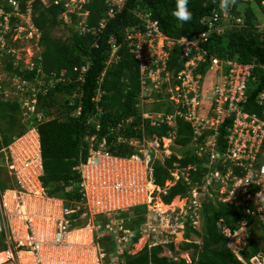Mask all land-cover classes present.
<instances>
[{
    "label": "built area",
    "instance_id": "obj_1",
    "mask_svg": "<svg viewBox=\"0 0 264 264\" xmlns=\"http://www.w3.org/2000/svg\"><path fill=\"white\" fill-rule=\"evenodd\" d=\"M89 1L91 0H53V4L62 5L63 13L59 20L69 31L79 35L91 32L97 36V28H90L86 23L88 12H85L82 18L78 17L77 21L70 19V15H80V11ZM103 1L107 13L98 25L100 29L123 9L126 0ZM31 2L21 7L19 0H6L5 4L0 6V65L5 56H11L15 62L8 64L18 68V62L22 61L23 68L19 69L20 72H35L28 80L26 77L21 78L6 71L10 86H0L2 96L0 99L8 101L13 95L18 94L19 101L16 102L24 115L28 114L29 117L35 115L36 120L40 122L47 119L41 113H35L38 94L46 95L52 82H46L41 69L39 31L32 22ZM136 18L138 23L125 29L124 41L139 64L140 91L137 107L141 113L144 112L146 105L155 102H165L166 107L170 108L167 113H143L142 118L151 120L154 127L166 125L171 128L176 125L177 120L187 123L193 132L191 144L194 154L204 157L207 162L205 165L207 173L202 177L201 183L191 187L187 199L185 198V206L188 205V209H185V216L178 214L179 222L182 227L185 226V222L201 209V203L198 204L200 191H205L206 194L208 189L215 186L222 198L219 200L233 205L243 214L241 230H245L247 224L245 221L248 218H254L259 220V227L264 234V109L260 116L242 110L247 102L248 84L253 80L255 65L242 64L237 60H220L209 56L200 46L208 41L211 32H220L219 25L216 24L226 18V13L222 17L217 12L210 16L205 21L209 26L207 31L192 39L181 37L177 40L165 36L158 28L157 21L152 20L148 13L137 12ZM33 42L36 53L31 47H27L26 61L19 55L16 56L14 45L22 47ZM109 43L111 56L107 64L113 61L118 49L113 38ZM176 49L180 51L178 57L182 67L179 71L168 70L169 56ZM207 59L210 63L202 75L199 67ZM84 71L85 68L82 69V72ZM12 82L18 91H13ZM35 82L39 88L25 91V86ZM257 100L259 105H264V87L259 92ZM95 101H98V98ZM79 112L80 109L77 115ZM226 121L229 124L225 126L224 143L218 145L219 130ZM92 122L97 124L96 121ZM129 123L131 122L128 119L111 125L106 137L98 143L97 149H93V145L90 144L87 163L77 168L82 179L79 191L80 204L84 206L82 216L106 217L105 213H110L109 211L116 207V201L112 203L104 193V189H108L104 186L109 181L108 186L114 193L125 192L130 201L138 200V203L130 208L144 207V202L150 203L154 188L161 192L153 183L150 164L154 160H159L155 157L159 152L164 153L166 157L169 156L172 140L157 136L147 138L143 127L137 128L141 131L139 137L128 138L123 132ZM96 128L98 129V125ZM108 136H112L117 144L135 149L134 154L128 158L110 154L107 151ZM94 140L95 137L89 139L90 143ZM0 154H2L0 162L6 169L5 177L13 184L5 191L0 189V234L6 245V249L0 253V264L9 260L12 264H105V254L94 247V241L90 240L93 247L91 255L89 248L92 247L79 242L81 236L76 235L77 241H70L80 232L78 226L73 225L77 219H73L72 216L77 210L74 207H65L63 201L46 196L40 183L42 158L36 129H28L15 143L1 149ZM125 162L134 166L133 162H140L144 164V169H134L138 173L127 178L130 171ZM147 165L150 169L146 167ZM178 180L177 176L174 183ZM73 205L75 204L72 203ZM42 209L55 210V214L49 216L59 220L54 228L49 226L48 216L43 215ZM189 210L192 213L188 214ZM82 216H79V219ZM187 217L191 218L186 219ZM192 224H195V220ZM111 229L108 225L104 227V231ZM239 229L233 233L226 230L224 234L227 238L226 248L241 264H264V252H258L244 260L242 253L248 242L245 232ZM128 237L129 234L124 231L120 238L123 244L128 243ZM152 244L155 245L149 244L148 248L161 245L155 242ZM61 246L64 247L63 251ZM47 252L50 261L44 262L43 255ZM118 253L122 254L123 251L119 252L118 249Z\"/></svg>",
    "mask_w": 264,
    "mask_h": 264
},
{
    "label": "trees",
    "instance_id": "obj_2",
    "mask_svg": "<svg viewBox=\"0 0 264 264\" xmlns=\"http://www.w3.org/2000/svg\"><path fill=\"white\" fill-rule=\"evenodd\" d=\"M20 1L24 4L26 0ZM263 1L253 0L252 5L249 4L251 6L243 10L239 8L241 1L237 2L231 8L230 15L233 18L243 19V23L234 24V20L231 19L232 26L221 33L211 32L208 41L200 44L209 56L223 61L237 60L243 64L255 65L253 80L248 84L247 102L242 110L258 116L264 109V105H259L257 100L259 92L264 87V30L260 28L254 6L260 8L264 16V7L261 6ZM218 3L219 0H190L192 19L187 23H181L172 16L175 0H126L123 9L110 18L103 29H100L98 25L106 17L107 8L103 0H91L84 5L80 15H70V19L77 21L78 17L82 18L81 16L88 12L86 23L90 28H97V36L91 32L79 35L70 31L71 36L66 40H60L51 38L50 35L55 26L62 24L59 20V16L63 13L62 5L54 6L53 0H35L32 6V22L41 33L42 72L46 82H52L46 95L38 94L35 113H39L40 110L42 115L46 116L48 113L43 114V111L50 106L46 100L55 94L65 96L67 99L58 106L61 115L40 122L36 120L35 115L31 117L28 114L24 115L18 102L0 99V150L28 129L35 128L39 136L43 165V175L40 179L46 195L49 198L62 200L65 207L75 208L76 204L81 202L79 191L82 179L77 168L87 163L91 145L93 149H97L98 143L106 137L111 125L130 118L133 120L125 127L124 136L134 138L139 137L141 133L137 128L142 122L139 111L135 108L140 91L139 64L124 41L125 29L138 23L137 12L148 13L152 20L157 21L158 28L168 38L192 39L209 29L205 21L214 11L221 16L222 11L218 8ZM1 4L2 0H0ZM216 25L222 26L224 23L219 20ZM111 38L114 39V45L118 49L113 61L107 64L111 56L109 43ZM179 53V49H176L170 54L167 62L168 70L181 69ZM209 63L207 59L200 64L202 75L206 72ZM6 68L27 79L35 73L20 72L11 64H7ZM83 68H85L84 72H82ZM97 98L98 101H95ZM78 109H80L79 115H77ZM152 110L169 112L170 108L161 102L153 104ZM92 121H96L97 124ZM148 123L144 124L148 137L167 136L169 128L166 125L158 128L151 127ZM227 124L228 121L220 127L219 143H223ZM191 135L189 125L177 120L173 141L177 148L182 150V154L180 157L172 154L162 163L158 160L153 161V183L167 191L168 194L161 197L166 205L175 197L186 196L190 186L195 183L200 184L202 177L207 173L205 159L196 156L190 148ZM91 137H95L92 143L89 141ZM106 140L107 151L116 157L128 158L135 152V149L127 145L114 142L112 136H108ZM174 166L180 169L191 166L188 170L189 185L185 180L180 179L171 185L173 181L171 172ZM7 187L9 183L4 177L3 170L0 169V188ZM205 199L199 211L202 216L200 222H205L202 244L198 246L184 243L181 245V251L193 248L194 256L191 263L194 264H241L226 248L227 238L220 231L218 223L234 232L240 226L243 214L232 205L209 199L208 196ZM72 203L75 205L72 206ZM144 209L145 207H138L137 211L144 212ZM82 212L77 210L72 216L73 219H77L73 223L74 226L81 225L79 216ZM140 218L143 219L142 216ZM255 220L248 218L246 225L257 223ZM140 224L137 222V225ZM186 225L189 228L192 226L191 222H186ZM184 237L187 239L188 233H185ZM261 239L262 245L256 240L248 242L247 249L242 253L245 259L258 252H264L263 233ZM169 247L172 249L171 245ZM5 249L6 245L3 244V236L0 234V252ZM161 252V245L145 247L137 254L126 255L123 264H187L183 259L173 260L160 256Z\"/></svg>",
    "mask_w": 264,
    "mask_h": 264
},
{
    "label": "rangeland",
    "instance_id": "obj_3",
    "mask_svg": "<svg viewBox=\"0 0 264 264\" xmlns=\"http://www.w3.org/2000/svg\"><path fill=\"white\" fill-rule=\"evenodd\" d=\"M252 2L253 0H241L240 2L241 5L239 8L243 10L245 7L251 6ZM261 6L264 7V1ZM254 8H255L256 16L258 20L260 21V25H261L260 28L264 30V16L262 15V12H260L261 11L260 8L256 6H254ZM224 26H226V28L228 27L226 21H225ZM71 34L72 33L66 27H64L63 24H61V25L55 26L53 30H51L50 36L51 38L66 40L69 36H71ZM40 40H41V33L39 32V50L41 49ZM27 47H31L33 49V52L36 53V48L33 42L32 44H28V46L24 45L22 47L18 45H14V51H15L16 56L19 55L22 59L24 60L27 59V50H26ZM10 62L11 63L15 62L14 59L11 58V56H5L2 59V62L0 65V78L2 82L0 83V86H3V85L10 86L8 84V78H6L7 76L6 65ZM21 63L22 61L18 62V70L23 68ZM12 84H13V91H18V88L17 86H15V83L12 82ZM37 84L38 83L35 82L32 85L25 86L24 87L25 91H29L31 90V88H35V89L39 88ZM66 99L67 97L59 95V94H55L51 96L50 98H48L46 101L48 102L50 106L47 107V109H44L45 112L43 111V114L48 113L46 114L47 117L46 116L44 117L47 120H51L61 115L58 106H61V104ZM16 100L19 101L18 94H15L10 99H8V101H16ZM39 113L42 114L40 110H39ZM129 120L130 122H132L133 118H130ZM19 137H16L13 139L14 143ZM170 147H171L170 148L171 154H176L177 156L180 157V155L182 154L181 153L182 150L177 148V146L172 143ZM163 154L164 153L159 152L155 156L156 159L159 158V160L163 162L166 158H168ZM125 163H127V167L129 168V171H130V174L127 176V178L137 174L138 173L136 171L137 169L139 170L144 169L143 167L144 164H141L140 162H137V163L133 162L135 166L133 164H129L128 162H125ZM152 164L153 162H151L150 165L152 166ZM146 167L149 168L148 165ZM190 168L191 166L187 167L184 170V169L178 168L177 166H174V169L172 170L171 175L173 178H176L178 176V178L183 181L189 178L188 170ZM175 170H177L178 172H173ZM109 184H110V181L107 182V185L104 186L108 188V189L106 188L104 189V193H106L107 199H109L112 203L116 201V207L112 211H109L110 213L108 214L105 213L106 217H101V218H96V217L89 218L88 217L87 218L85 216L80 215V217L82 216V218L79 219L81 221L80 222L81 225H79L78 227L76 226L77 229H79L78 231L80 232H78V234H75L74 238L73 239L71 238L70 241H73V240L77 241L76 235L81 236L80 238L81 241H79V239L78 241L82 242V244L90 245L91 244L90 240L92 242L94 241L95 243L94 247H96V249H98L99 251L101 250V252L105 254V259H104L105 264L123 263L124 257L126 255L137 254L143 248L150 246L149 244L155 245V244H152L154 242L157 244H161L162 252L160 256L167 257L173 260L183 259L187 262V264H194V263H191L193 256H194L193 248H190L186 251H181V245H183L184 243H190V244H195V245L200 246L204 238V223L205 222L203 223V222H200V220H198L195 222L194 227L190 226L191 228L187 227L188 225H186V222H185V226L182 227V224L181 222H179V219L177 216L178 214H182L183 216H185V209H188V205L185 206L187 195L185 196L186 199L175 198L169 205H165L162 203L161 197L167 195L168 194L167 191L165 192L164 189H160L161 192L160 191L158 192L156 191L157 189L154 188L155 191L153 190L154 194L152 195V197H150V203L142 201V203L144 202V207H145L144 212H142L140 210L137 211L138 207L134 206L130 208V206H133L135 203H138V200L130 201L125 192L114 193L112 189L110 188V186H108ZM217 190L218 188L215 186L212 187L211 189H208L206 193V198L208 196L209 199H212V200H216V201H219V199L221 200L222 198L217 193ZM204 199H205V191L201 190L198 204H200V202H203ZM161 204L163 205L161 206ZM55 207L57 208L58 206L55 205ZM140 207L144 208L143 206H140ZM192 208L193 206H191V209ZM75 209L79 211L82 210L84 212L83 204H76ZM41 211L44 212L43 213L44 216H48L47 222H50L49 226H52V228H54L56 226V222H59V220H55V218L49 217V216H52V214L54 215L55 210L54 209H49V210L42 209ZM188 212H189L188 214H190V212L192 213L191 210H189ZM167 213H168V217H166ZM169 214H171V216ZM141 216L143 219L140 218ZM200 216L198 215L199 218ZM191 217H187L186 219H189ZM201 220H202V216H201ZM137 222H140L141 224L137 225ZM256 222L257 223L245 225L244 227L245 230H241L243 228H241L240 226L238 227V229L240 228L239 231L245 232L243 233L245 234V236H247L246 237L247 242H249L250 240H254V241L256 240L260 243V245H262L263 244L262 239H261L262 231L260 230V227H259V220ZM107 225L110 226L112 229L104 231V227ZM218 225L220 226V231L224 235L226 233V228L221 226L220 223H218ZM131 228H135V229H131ZM124 231H127V233L129 234V237H128L129 240L126 245L123 244L122 239H120L123 236ZM185 233H188L187 239L184 237ZM125 239L127 238H124V240ZM3 244H4V241H3ZM169 245L172 246V249L169 247ZM90 246L92 247V245ZM61 247L63 251L64 247L63 246ZM89 249H91L89 251V254L91 255V252L93 251V247ZM96 249L94 248L95 252H96ZM118 249H119V252L123 251V253L122 254L118 253ZM246 249L247 247L245 248V250ZM84 254H85V251H84ZM61 255L62 253H60V256ZM43 256H44V262L48 260L50 261L48 252L45 253V255ZM93 259L95 260V258ZM244 260L246 259L244 258ZM1 264H12V263L9 260L8 262H5V263L3 262Z\"/></svg>",
    "mask_w": 264,
    "mask_h": 264
},
{
    "label": "clouds",
    "instance_id": "obj_4",
    "mask_svg": "<svg viewBox=\"0 0 264 264\" xmlns=\"http://www.w3.org/2000/svg\"><path fill=\"white\" fill-rule=\"evenodd\" d=\"M5 1L6 0H2V4H5ZM20 1V0H19ZM29 1H32L31 2V5L33 6V2L35 1V0H26L25 1V3H27V2H29ZM241 0H219V3H218V8L220 9V11H222L221 12V17H222V15L224 14V13H226V18H224L222 21H223V23H224V25H225V21H226V23H227V25H228V27L227 28H229L230 26H232V22L230 21L231 19H233L234 20V24H242L243 23V19H241V18H233L231 15H230V10H231V8L234 6V5H236V3L237 2H240ZM25 3L24 4H22V2L20 1V6L21 7H23V5H25ZM189 3H190V0H175V7H174V9L172 10V16L178 21V22H181V23H187V22H189V21H191V19H192V12H191V10H190V8H189ZM1 4V5H2ZM0 5V6H1ZM214 13H215V11H214ZM213 13V14H214ZM218 13V12H217ZM32 16H33V8H32ZM237 20H240V22H237ZM224 25H222V26H219V30H220V32L219 33H221L224 29H226V26H224ZM72 32V31H71ZM217 33V32H216ZM38 46H39V42H38ZM39 54L41 55V52H42V48L39 50ZM41 57V56H40ZM238 62V61H237ZM240 63V62H239ZM40 64H41V62H40ZM243 64V63H242ZM12 65V64H11ZM13 67V66H12ZM14 68V67H13ZM14 69H18L17 67L16 68H14ZM41 69H42V67H41ZM20 71V70H19ZM43 71V70H42ZM7 72H9V73H11V74H16L17 75V73H14V72H12V71H8L7 70ZM19 76V75H18ZM19 77H21V76H19ZM25 76H23V77H21V78H24ZM28 80H30V78H28ZM157 103H161V102H155V103H153V104H157ZM165 103V102H164ZM137 104H138V97H137V103H136V106H135V108L137 109V111H139V114H140V118H141V122H142V125L140 126V127H143L144 128V124L146 123V122H149L148 124L149 125H151V120H148V119H143L142 118V114L143 113H157V112H164V113H167V112H165L164 110H162V111H156V110H152V106H153V104H148V105H146L145 107H144V112L143 113H141V110H139V108L137 107ZM166 105V104H165ZM20 106V105H19ZM182 121V120H181ZM185 123V122H184ZM187 124V123H186ZM163 126V125H162ZM161 126V127H162ZM176 126H177V121H176V125L174 124V126H172L171 128L170 127H168L167 126V128H169V131H168V134H167V136H163V137H158V138H170L171 140H172V144H174V138H175V128H176ZM139 127V128H140ZM151 127H154V126H152L151 125ZM190 127V126H189ZM158 128H160V127H158ZM190 129H191V127H190ZM144 131H145V129H144ZM26 133V132H25ZM24 133V134H25ZM23 134V135H24ZM191 141H190V148L192 149V151H194V148L192 147V138H193V132H192V129H191ZM226 134V133H225ZM23 135H21V136H23ZM145 135H146V133H145ZM20 136V137H21ZM147 136V135H146ZM153 136H155V135H153ZM225 136V135H224ZM19 137V138H20ZM152 137V136H151ZM151 137H148L147 136V138H151ZM14 142V140L10 143V144H12ZM217 142H218V145H223V143H224V141H223V143H219V136H218V138H217ZM9 144V145H10ZM40 144V143H39ZM8 145V146H9ZM170 146H171V144H170ZM169 146V152H170V154L169 155H172L171 154V151H170V147ZM5 147H7V146H5ZM5 147H3V148H5ZM2 148V149H3ZM1 151V150H0ZM153 154V153H152ZM1 156H2V154H0V158H1ZM170 156H168V158H169ZM204 158V157H203ZM2 159V158H1ZM205 159V158H204ZM158 161H160L161 162V160H158ZM206 161V160H205ZM162 163V162H161ZM206 164H207V162H206ZM0 169L1 170H3V172H4V177H5V171H6V169H5V167L3 166V164H1V162H0ZM185 170V169H184ZM171 174H172V172H171ZM42 175H43V165H42ZM42 175H41V177H42ZM40 177V178H41ZM5 179H7L6 177H5ZM8 181V180H7ZM179 181V180H178ZM186 181V180H185ZM177 182V181H176ZM175 182V183H176ZM187 183H188V185L190 184V182L188 181V179H187V181H186ZM8 183H9V187H12V183H11V181L9 180L8 181ZM40 183H41V179H40ZM174 183V178H173V181H172V183H171V185H173V184H175ZM196 184V183H195ZM194 184V185H195ZM198 184V183H197ZM194 185H191L190 186V190H191V187H193ZM41 186H42V183H41ZM42 188L44 189V187L42 186ZM1 189V188H0ZM8 189V187L7 188H5V189H1V191H5V190H7ZM44 191H45V189H44ZM190 192V191H189ZM189 192H188V194H189ZM46 193V192H45ZM207 193V192H206ZM188 194H187V196H188ZM47 196V195H46ZM48 197V196H47ZM49 198V197H48ZM175 198H179V199H181V197H175ZM174 198V199H175ZM182 198H184L185 199V196L184 197H182ZM205 198H206V194H205ZM52 199H55V198H52ZM173 199V200H174ZM56 200H60V199H56ZM172 200V201H173ZM60 201H62V200H60ZM204 201H205V199H204ZM203 201V202H204ZM203 202H200L201 204L203 203ZM219 202H221L220 200H219ZM222 203H224V202H222ZM225 204H228V203H225ZM230 205V204H229ZM233 206V205H232ZM199 211H200V209H199ZM199 211H197V213H195L194 215H192V218L190 219V220H188L187 222H191V224H192V221H194L195 220V222L196 221H198V220H201V217L199 218L198 217V215L200 216V212ZM194 216V217H193ZM196 217V218H195ZM191 227H194V225L192 224V226ZM226 230H228V229H226ZM229 231V230H228ZM236 231V230H235ZM230 233H233V232H231V231H229ZM263 233V232H262ZM228 249V248H227ZM230 251V250H229ZM2 252V251H1ZM0 252V253H1ZM231 252V251H230ZM235 256V255H234ZM246 260H248V259H246ZM6 262H8V261H6ZM186 262V261H185ZM4 263H5V261H4ZM187 263V262H186ZM119 264H123V263H119Z\"/></svg>",
    "mask_w": 264,
    "mask_h": 264
},
{
    "label": "bare ground",
    "instance_id": "obj_5",
    "mask_svg": "<svg viewBox=\"0 0 264 264\" xmlns=\"http://www.w3.org/2000/svg\"><path fill=\"white\" fill-rule=\"evenodd\" d=\"M0 257H1V255H0ZM3 262V261H2Z\"/></svg>",
    "mask_w": 264,
    "mask_h": 264
}]
</instances>
